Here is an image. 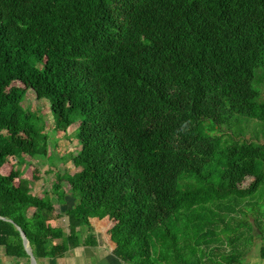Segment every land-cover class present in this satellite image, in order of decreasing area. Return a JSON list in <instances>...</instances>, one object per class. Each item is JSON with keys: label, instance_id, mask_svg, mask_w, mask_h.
Instances as JSON below:
<instances>
[{"label": "trees", "instance_id": "obj_1", "mask_svg": "<svg viewBox=\"0 0 264 264\" xmlns=\"http://www.w3.org/2000/svg\"><path fill=\"white\" fill-rule=\"evenodd\" d=\"M263 83L264 0H0L5 255L29 259L19 228L36 260L63 257L108 218L123 264H240L256 237L264 260V143L233 131L264 127ZM29 90L55 129L78 124L82 170L57 168L47 203L3 170L55 150ZM56 207L68 234L47 222Z\"/></svg>", "mask_w": 264, "mask_h": 264}, {"label": "rangeland", "instance_id": "obj_2", "mask_svg": "<svg viewBox=\"0 0 264 264\" xmlns=\"http://www.w3.org/2000/svg\"><path fill=\"white\" fill-rule=\"evenodd\" d=\"M261 91V100H264V83L259 85ZM23 106L31 111L33 114L42 116L45 123L44 129L42 130V136L53 141L54 151L47 157H37L30 159L26 157L24 163L17 164L16 159H12L8 166L3 168L4 171H9L11 168L17 169L20 173V177L29 181L28 188L34 194L39 202H48L50 185L55 177V172L58 169L67 170L69 173L74 174L82 170V168H75L72 162V153L79 149L75 138V132L78 124L72 125L68 128L55 129L52 124V118L49 113V106L46 101H38L32 90H29L25 96ZM234 132H242L244 139L251 141L255 146L264 143V127L255 121H243L237 127H233ZM58 165V166H57ZM256 174H252L247 178L243 187L246 188L255 179ZM70 195H68L69 197ZM76 198V199H75ZM77 196L68 198L69 204L73 201H77ZM56 214H51L50 220L56 221L57 216L61 213L60 217H63L64 211L61 207H56ZM59 212V213H58ZM55 217V218H54ZM49 220V221H50ZM113 220L105 221H94L92 230L102 237V234H108L111 227L114 225ZM64 224V222H60ZM61 250L60 247L57 248ZM264 262V261H263Z\"/></svg>", "mask_w": 264, "mask_h": 264}, {"label": "crops", "instance_id": "obj_3", "mask_svg": "<svg viewBox=\"0 0 264 264\" xmlns=\"http://www.w3.org/2000/svg\"><path fill=\"white\" fill-rule=\"evenodd\" d=\"M55 210L52 213V215L54 213L56 214ZM62 214L64 216L60 217L61 213H59V216H57L59 218H57L56 221H52L50 220V218L52 217H48L47 222L52 228H62L64 229L65 233L68 234L69 233L68 217L66 216L65 213ZM105 220L108 221L109 219L108 218H104L102 220L91 219L90 223L91 226H93L94 221H105ZM60 222H64V224H61ZM92 234L95 238V243L93 246L87 247L85 245H82L80 247L70 248L69 251L66 252L63 257H59L55 259L42 258L36 260V263L37 264H123L112 254L113 245L109 240L108 234H102V237H99V235L95 233L93 230H92ZM82 238L84 239L85 235H83ZM82 243H84V240H82ZM262 245H263L262 239L260 237H256L252 243V246L248 250H244V249L240 250L241 253L238 256L231 255L229 261L232 263H240V264H264L263 262L264 260L260 258V248ZM222 250L229 251V249L226 248L225 246L222 247ZM0 264H30V258L28 260L27 259L17 260L15 258L7 257L5 255V248L0 246Z\"/></svg>", "mask_w": 264, "mask_h": 264}, {"label": "water", "instance_id": "obj_4", "mask_svg": "<svg viewBox=\"0 0 264 264\" xmlns=\"http://www.w3.org/2000/svg\"><path fill=\"white\" fill-rule=\"evenodd\" d=\"M17 230L20 232V236H21L22 241H23V247H24L25 253L30 258V264H37L36 259L32 255V251H31L28 240L26 239L25 235L23 234V232L19 228H17Z\"/></svg>", "mask_w": 264, "mask_h": 264}]
</instances>
